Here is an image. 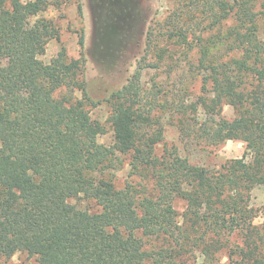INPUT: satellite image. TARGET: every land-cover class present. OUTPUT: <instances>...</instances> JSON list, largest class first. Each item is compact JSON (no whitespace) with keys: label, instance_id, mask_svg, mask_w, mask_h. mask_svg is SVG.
I'll return each instance as SVG.
<instances>
[{"label":"trees","instance_id":"16d2710c","mask_svg":"<svg viewBox=\"0 0 264 264\" xmlns=\"http://www.w3.org/2000/svg\"><path fill=\"white\" fill-rule=\"evenodd\" d=\"M192 3L166 17L159 34L148 30L135 71L105 99L113 131L105 144L106 125L87 108L99 102L87 89L85 35L80 57L62 48L46 63L40 55L59 36L53 20L37 17L49 0H0V259L27 252L37 264H264L250 204L264 187V0ZM158 35L189 58L178 80L153 76L146 87L144 73L176 54ZM184 78L202 81L193 99ZM225 104L236 110L232 119ZM159 109L182 138L211 146L240 139L252 159L192 164L167 146ZM121 156L129 175L151 186H118L109 170ZM177 198L186 204L182 220ZM233 233L243 244L220 262L214 255Z\"/></svg>","mask_w":264,"mask_h":264},{"label":"rangeland","instance_id":"374dc122","mask_svg":"<svg viewBox=\"0 0 264 264\" xmlns=\"http://www.w3.org/2000/svg\"><path fill=\"white\" fill-rule=\"evenodd\" d=\"M82 4L83 12L80 14L78 4L74 0H49L48 7L37 17L53 20L59 29V36L49 41L46 52L40 55V58L49 63L62 48L66 50L69 58L80 57L79 38L82 34L85 35L87 89L91 99L99 102L97 105L88 104L87 108L93 118L99 119L106 125L107 132L101 134L98 140L101 143L110 144L113 141V131L108 121L111 110L105 99L112 91L122 86L135 71L137 59L145 48L148 30L153 28L159 34L160 26L166 17L177 12L184 13L193 3L192 0H82ZM262 37H264V28ZM156 43L176 50L174 58L167 61V64L175 66L171 73L166 72L169 65L165 63H162L159 69H146L142 78L146 87L151 86L153 76H158L157 79L169 80V83L174 78L178 80L180 74L186 71L184 66L189 58L181 52L180 45L172 46L170 41H166L161 35H158ZM149 60L153 61L151 58ZM169 75L170 78H168ZM180 85L187 91L186 99H193L200 94L202 81L198 78H184ZM64 91L60 89L56 94L62 95ZM157 112L158 116H162L161 121L165 126L164 138L167 146L176 145L180 154L187 157L192 164L219 167L228 159L246 156L250 161L253 157V151L247 149L246 143L240 139H228L219 145L211 146L182 138L183 136L173 123L175 120L173 116L169 112L162 113L161 109ZM222 115L232 119L236 115V110L233 106L225 104ZM200 117L204 118L202 112ZM121 158L123 163L114 161L109 170L115 176L118 186H124L127 181L150 185L138 175L130 176V159L127 156H121ZM174 204L182 220V214L186 209L185 201L177 198ZM250 204L257 210L254 224L258 225L261 234L264 235L263 186H257L252 190ZM227 240L223 241V248L214 255V258L220 262H228L230 248L243 244L240 235L235 233L228 235ZM261 247L264 250V241ZM203 258L201 255L199 260ZM0 264H37V261L27 252H17L8 259L1 258Z\"/></svg>","mask_w":264,"mask_h":264}]
</instances>
